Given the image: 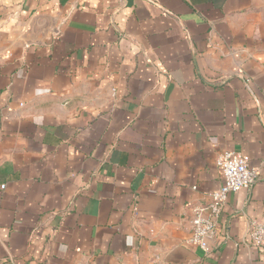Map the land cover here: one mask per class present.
<instances>
[{
  "label": "crops",
  "instance_id": "0c3cea01",
  "mask_svg": "<svg viewBox=\"0 0 264 264\" xmlns=\"http://www.w3.org/2000/svg\"><path fill=\"white\" fill-rule=\"evenodd\" d=\"M1 186L0 264H264V0H0Z\"/></svg>",
  "mask_w": 264,
  "mask_h": 264
},
{
  "label": "built area",
  "instance_id": "2783aa9c",
  "mask_svg": "<svg viewBox=\"0 0 264 264\" xmlns=\"http://www.w3.org/2000/svg\"><path fill=\"white\" fill-rule=\"evenodd\" d=\"M216 165L220 170L221 185L207 194L206 201L189 207L190 236L186 243L199 247L205 253L210 251V242L228 196L251 190L258 179L257 170L250 167L248 157L241 153L226 151L218 156ZM246 235L251 246L264 249V221L251 222Z\"/></svg>",
  "mask_w": 264,
  "mask_h": 264
}]
</instances>
